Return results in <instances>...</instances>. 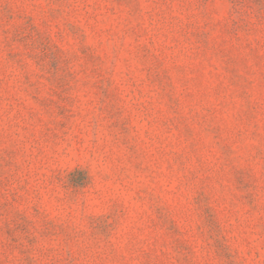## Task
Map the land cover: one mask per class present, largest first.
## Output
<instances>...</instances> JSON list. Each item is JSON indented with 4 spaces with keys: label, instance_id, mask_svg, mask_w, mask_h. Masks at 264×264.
<instances>
[{
    "label": "rangeland",
    "instance_id": "rangeland-1",
    "mask_svg": "<svg viewBox=\"0 0 264 264\" xmlns=\"http://www.w3.org/2000/svg\"><path fill=\"white\" fill-rule=\"evenodd\" d=\"M0 264H264V0H0Z\"/></svg>",
    "mask_w": 264,
    "mask_h": 264
}]
</instances>
